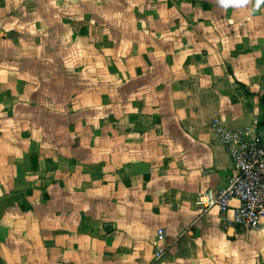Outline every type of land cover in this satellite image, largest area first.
I'll return each mask as SVG.
<instances>
[{
    "label": "crops",
    "instance_id": "obj_1",
    "mask_svg": "<svg viewBox=\"0 0 264 264\" xmlns=\"http://www.w3.org/2000/svg\"><path fill=\"white\" fill-rule=\"evenodd\" d=\"M263 94L264 3L0 0V264H264V218L196 205Z\"/></svg>",
    "mask_w": 264,
    "mask_h": 264
},
{
    "label": "built area",
    "instance_id": "obj_2",
    "mask_svg": "<svg viewBox=\"0 0 264 264\" xmlns=\"http://www.w3.org/2000/svg\"><path fill=\"white\" fill-rule=\"evenodd\" d=\"M212 129L230 153L236 173L218 191L198 193L196 205L201 213L212 207L222 212L231 208V200L238 198L240 205L233 207L232 223L242 229H257L264 218V139L250 136L248 128L233 129L214 118ZM165 233L160 230L153 241L155 259L163 257L162 242Z\"/></svg>",
    "mask_w": 264,
    "mask_h": 264
},
{
    "label": "clouds",
    "instance_id": "obj_3",
    "mask_svg": "<svg viewBox=\"0 0 264 264\" xmlns=\"http://www.w3.org/2000/svg\"><path fill=\"white\" fill-rule=\"evenodd\" d=\"M218 3L224 8L229 6L240 7L248 5L251 0H218ZM261 3H264V0H255V7L258 9Z\"/></svg>",
    "mask_w": 264,
    "mask_h": 264
},
{
    "label": "trees",
    "instance_id": "obj_4",
    "mask_svg": "<svg viewBox=\"0 0 264 264\" xmlns=\"http://www.w3.org/2000/svg\"><path fill=\"white\" fill-rule=\"evenodd\" d=\"M261 99H262V101H264V94L262 95Z\"/></svg>",
    "mask_w": 264,
    "mask_h": 264
}]
</instances>
